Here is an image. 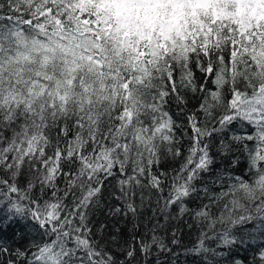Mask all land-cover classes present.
Segmentation results:
<instances>
[{"label": "snow or ice", "instance_id": "obj_1", "mask_svg": "<svg viewBox=\"0 0 264 264\" xmlns=\"http://www.w3.org/2000/svg\"><path fill=\"white\" fill-rule=\"evenodd\" d=\"M257 233L264 0H0V264H246Z\"/></svg>", "mask_w": 264, "mask_h": 264}, {"label": "trees", "instance_id": "obj_2", "mask_svg": "<svg viewBox=\"0 0 264 264\" xmlns=\"http://www.w3.org/2000/svg\"><path fill=\"white\" fill-rule=\"evenodd\" d=\"M18 231L17 227H5L4 236L6 239H9L10 242L12 239H15L14 233ZM195 238V233H189L188 229H184V235L182 237L183 244L191 246L192 240ZM264 245V237L256 234V238L250 239L245 236V242L240 245L238 248H234L233 251L239 258H243L246 264H253V258L256 257L258 260V251L261 249V246ZM177 252L180 253V264H201V260L198 257L189 255L185 252L184 248H178Z\"/></svg>", "mask_w": 264, "mask_h": 264}]
</instances>
